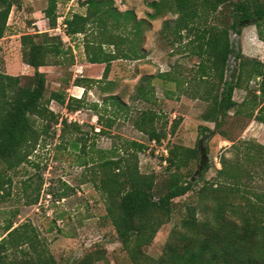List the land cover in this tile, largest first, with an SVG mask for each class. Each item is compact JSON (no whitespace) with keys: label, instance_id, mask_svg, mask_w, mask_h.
I'll list each match as a JSON object with an SVG mask.
<instances>
[{"label":"trees","instance_id":"1","mask_svg":"<svg viewBox=\"0 0 264 264\" xmlns=\"http://www.w3.org/2000/svg\"><path fill=\"white\" fill-rule=\"evenodd\" d=\"M68 1L44 0L43 17L49 29L56 26L58 4ZM80 5L82 14L64 19V35H82L84 58L90 64L104 65V80L113 61L145 57L142 42L150 21L172 16L163 21L162 35L173 55L194 57L196 65L186 77L180 66L143 76L134 88V98L149 102L155 78L161 86L173 84L178 90L190 84L192 94L181 91L205 104L201 119L213 124L212 129L199 128V133L205 132V137L220 134L231 143L230 158L222 156L221 168L206 180L207 165L191 169L198 162V143L193 148H169L158 179L139 171L137 153L145 149L141 143L124 141L121 147L104 152L87 148L82 136L70 140V149L87 158L82 165L89 168V182L104 199V219L113 227L130 264H264V146L253 140L233 141L221 130L230 118L264 125V63L244 57L239 45L241 30L249 25L264 42V0H152L147 3L146 19H137L132 10L119 11L113 0H85ZM20 6L21 0H0V39L11 9ZM19 43L21 62L33 73L11 76L0 72V201L5 199L2 191L11 186V174L28 162L51 126L60 125V140L69 130L80 132L78 124L59 121L49 103L74 112L83 106V98H66L65 90L45 98V74L38 70L60 65L65 59L71 64V49L48 32L24 33ZM252 81L255 87L249 89ZM86 82L97 80L76 78L72 85L85 91ZM235 90L245 91L239 103L233 99ZM172 95L163 89L164 98ZM102 103L128 113L117 95L108 94ZM92 109L97 111V106ZM95 116L101 133L113 123L106 119L101 124L102 115L96 112ZM131 122L149 142L158 144L165 137L161 125L166 121L150 108L136 111ZM178 123L172 122L170 134ZM22 185L30 187L26 182ZM38 191L27 204L37 201ZM173 218L177 224L169 231L161 253L149 256L146 251L156 233ZM2 229L0 264H58L31 223L13 227L7 220ZM103 253L96 249L71 264H92L102 260Z\"/></svg>","mask_w":264,"mask_h":264},{"label":"rangeland","instance_id":"2","mask_svg":"<svg viewBox=\"0 0 264 264\" xmlns=\"http://www.w3.org/2000/svg\"><path fill=\"white\" fill-rule=\"evenodd\" d=\"M83 1L70 0L66 4H58L56 26L53 29H49L43 17L44 0H21V6L13 7L8 16L7 30L0 39V72L11 76L32 75L33 69L20 59V36L34 31L57 35L64 46L71 49L72 63L65 59L60 65L38 69L45 74V98L52 92L65 90L66 98L82 97L83 106L77 111L68 112L54 101L49 103L50 110L58 114L59 121L65 119L67 123L78 124L80 132L69 130L60 140V125L51 126L47 135L41 136L28 162L11 174V186L1 193L5 199L0 201V239L4 236L2 228L7 220L12 221L13 227L29 222L58 264H71L96 249L104 251V258L92 264H130L113 227L104 219V199L89 182V168L82 165V161L87 158L70 149V140L82 136L87 148L93 147L104 152L121 147L124 141L141 143L145 149L137 153L139 171L142 174L153 173L158 179L162 177L166 166L164 160L169 148L173 145L193 148L198 143V162L191 164V169L194 171L199 166L207 165L208 169L203 175L206 180L213 178L221 168L219 162L222 156L230 158L231 143L220 134L205 137V132L199 133V128L212 129L213 124L201 119L205 104L181 91L186 89L188 94H192L190 84L178 90L173 84L161 86L155 78L149 102L134 98V88L143 76H154L180 66V71L186 77L196 65L197 59L194 57H187L184 53L173 55L162 35L163 21L172 19V16L150 21V29L144 33L142 42L145 57L140 60L113 61L104 80L101 79L104 65L90 64L84 58L82 35L73 38L64 35V19L71 14H82L84 8L80 3ZM113 1L119 11L132 10L137 19H146L145 13L150 12L147 3L152 0ZM239 45L244 57L264 63V42L257 38L252 25L242 28ZM76 78L97 82H86L84 91L72 85ZM248 86L253 89L255 83L252 81ZM163 89L173 92L172 98H164ZM108 94L117 95L127 105L128 113L115 111V107L102 103ZM244 95L245 91L235 90L233 99L239 103ZM93 105L97 106V111L92 109ZM145 108L154 110L161 120L166 121V124L161 125L165 137L158 144L147 141L132 126L131 119L135 112ZM96 112L102 115L101 124H105L106 119L113 120L109 128L104 127L103 133L99 131ZM112 112L116 114L112 115ZM175 120H179V123L173 134H170L169 127ZM221 130L233 141L253 140L264 146L262 124L230 118ZM24 182L30 187L23 186ZM37 189V201L27 204L35 198ZM176 224V218H173L158 230L147 248L149 256L156 257L161 253L169 231Z\"/></svg>","mask_w":264,"mask_h":264},{"label":"built area","instance_id":"3","mask_svg":"<svg viewBox=\"0 0 264 264\" xmlns=\"http://www.w3.org/2000/svg\"><path fill=\"white\" fill-rule=\"evenodd\" d=\"M62 27H63V29L65 28V24H64V22H63V24H62Z\"/></svg>","mask_w":264,"mask_h":264}]
</instances>
